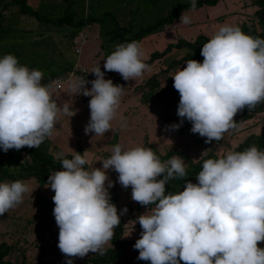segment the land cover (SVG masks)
Returning a JSON list of instances; mask_svg holds the SVG:
<instances>
[{
  "label": "trees",
  "instance_id": "16d2710c",
  "mask_svg": "<svg viewBox=\"0 0 264 264\" xmlns=\"http://www.w3.org/2000/svg\"><path fill=\"white\" fill-rule=\"evenodd\" d=\"M220 1L39 0L34 7L29 0H0V85L14 83L24 69L29 70L25 77L30 85L29 89L1 96L0 108L33 103L52 81L66 78L75 68V61L71 59L74 40L91 26H98L105 67L110 69L131 55L144 38L163 32L190 11L214 7ZM250 6L255 9L253 24H242L228 36L218 38L204 34L193 40L180 38L162 51L152 52L148 59L126 67L97 98L88 94L92 77L83 75L86 81L83 101L89 106H99L105 93L122 85L132 71L159 63V70L143 82L140 100L148 105L157 97L167 106H173L182 102L183 95L171 72L185 64L200 63L217 52L215 50L221 49L235 58L250 49L255 63L252 68L218 70L203 67L213 78V95H220L228 82H233L212 110L216 114L228 113L232 119L208 130L209 145L226 142L241 125L264 114V0H251ZM161 78L168 80L169 88L161 87ZM56 114V105L48 104L42 114L17 118L0 127V184L10 182L21 187L33 179L44 187L51 180L68 175L80 182V186L64 200L66 213L84 214L107 208L105 220L96 223L80 220L77 227L81 235L92 233L94 244L108 242L110 247L80 262L63 256L58 264H230L231 257L241 250L246 240L235 239L230 230L240 224V235L247 234L248 238L255 235L256 220L241 211L224 221L210 222L189 199L211 197L226 189L239 191L252 179L255 156L261 158L260 165L264 170V124L260 132L249 134L236 146H229L228 154L219 156L215 151H209L196 161L179 148L162 153L146 143L148 156L141 164L142 172L132 174L131 178L138 183L137 192L144 204L149 209L160 207V221L153 236L166 247L164 254L154 251L153 257H147L135 240L126 238L125 217L131 214L132 207L122 209L117 188L102 186L96 197L86 196L90 165L83 157V149L78 148V169L74 168V157L56 156L52 152L50 136ZM16 127L25 132V138L18 135ZM174 158L183 164H178ZM224 169V176L220 178ZM258 195L264 196V186ZM36 203L43 211L51 212L53 203L46 196H40ZM190 214L200 218L199 224L183 230L180 218ZM30 222L31 219L28 224ZM147 241L154 249L153 242ZM38 242L37 247L42 252L36 262H30L26 248L2 241L0 264H51L44 260V243ZM130 251L135 255L130 256Z\"/></svg>",
  "mask_w": 264,
  "mask_h": 264
},
{
  "label": "rangeland",
  "instance_id": "374dc122",
  "mask_svg": "<svg viewBox=\"0 0 264 264\" xmlns=\"http://www.w3.org/2000/svg\"><path fill=\"white\" fill-rule=\"evenodd\" d=\"M29 3L36 7L39 0H29ZM250 3L251 0H221L214 7L190 11L174 25L167 26L163 32L144 38L131 55L110 69L105 67L98 27L93 26L86 30V44L80 55L75 53L73 43L74 54L71 59L75 65L90 72L87 75L92 77V84L88 94L97 98L100 91L119 77L126 67L138 60L148 59L152 52L162 51L180 38L193 40L201 34L218 38L228 36L242 24H253L255 9ZM215 51L200 63L185 64L171 72L183 95L182 102L173 106H167L157 97L148 105L142 104L140 100L143 82L159 70V63L132 71L122 85L105 93L99 106H89L83 101L86 81L82 76L66 81L50 101V104L57 107L50 136L52 152L56 156L74 157V168L78 169V148L83 149V157L90 165L86 196L96 197L102 186L116 187L122 209L129 205L132 207L131 214L125 217L126 238L135 240L139 250L147 257H153L154 251L164 254L166 247L153 236L160 221V207L149 209L137 192L138 183L131 178L132 174L142 172L141 164L148 156L146 143L162 153L179 148L196 161L209 151H215L219 156L228 154L229 146H236L249 134L260 132L264 124V114L258 115L241 125L226 142L209 145L204 141L210 128L232 119L228 113L216 114L212 110L233 82L229 81L220 95H213V78L203 67L211 66L218 70L234 67L248 69L255 64L250 49L235 58L221 49ZM28 71L24 69L14 83L0 85V97L29 89L25 77ZM160 82L163 89L170 87L166 78H161ZM189 116L192 119L188 122ZM187 127H190L189 131H185ZM17 132L21 138H25L23 130L18 129ZM174 161L183 164L178 158H174ZM260 164L261 158L255 156L252 179L240 191L226 189L211 197L193 196L189 199L193 207L202 210L210 222L224 221L237 211L256 220V231L252 238H248L247 234L240 235V224L230 230L235 239H246L241 250L231 257L230 264H264V196L258 195L264 186V170ZM225 170L219 174L220 178L224 176ZM79 186L80 182L72 180L68 175L53 179L44 187H40L33 179L21 187L10 182L0 184V243L6 241L8 244H19L27 249L28 260L36 262L42 252L37 243L43 242L44 260L51 264L60 263L63 256L80 262L110 247L108 242L94 244L93 234L81 235L77 227L80 220L91 223L105 220L107 208L84 214L65 212L64 200L77 192ZM40 196H46L53 203L51 212L43 211L37 205ZM30 219L31 222L38 221L28 224ZM199 219L190 214L180 218V223L185 230L196 227ZM149 239L154 249L149 247ZM129 254L135 255L133 251Z\"/></svg>",
  "mask_w": 264,
  "mask_h": 264
},
{
  "label": "built area",
  "instance_id": "2783aa9c",
  "mask_svg": "<svg viewBox=\"0 0 264 264\" xmlns=\"http://www.w3.org/2000/svg\"><path fill=\"white\" fill-rule=\"evenodd\" d=\"M86 38V31L81 32L75 38L73 49L77 55L81 54L83 46L84 44H86ZM75 67L76 68H74V70L68 74V76L66 77L67 79L57 78L52 81L50 87L40 92L33 103H20L16 106H6L0 108V127L4 126L7 123H13L17 118L26 119L44 113L46 105L50 104V101L53 96L61 90L62 85L66 81L72 78L76 79L79 76H83L90 73L88 70L80 68L78 64L75 65ZM18 129L21 128L16 127V131ZM189 129L190 127H187L185 131H189ZM175 133L178 132L175 131ZM204 141L209 143L210 138L207 137L204 139ZM215 144L218 145L219 143L216 142Z\"/></svg>",
  "mask_w": 264,
  "mask_h": 264
},
{
  "label": "crops",
  "instance_id": "0c3cea01",
  "mask_svg": "<svg viewBox=\"0 0 264 264\" xmlns=\"http://www.w3.org/2000/svg\"><path fill=\"white\" fill-rule=\"evenodd\" d=\"M95 26H97V25H95ZM91 27H93V26H91ZM97 27H98V26H97ZM250 181H251V180H250ZM247 182H249V181H247ZM243 187H244V186H243ZM243 187H242V188H243ZM242 188H241V189H242ZM241 189H240V190H241ZM240 190H239V191H240Z\"/></svg>",
  "mask_w": 264,
  "mask_h": 264
}]
</instances>
